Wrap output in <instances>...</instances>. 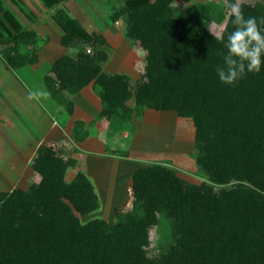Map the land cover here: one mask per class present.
Segmentation results:
<instances>
[{"label": "trees", "instance_id": "1", "mask_svg": "<svg viewBox=\"0 0 264 264\" xmlns=\"http://www.w3.org/2000/svg\"><path fill=\"white\" fill-rule=\"evenodd\" d=\"M170 2L123 8L126 36L146 51L142 78L104 71L107 53L97 47L106 45L104 36L72 17L58 20L60 43L68 45L80 33L97 50L58 56L43 80L54 98L91 82L101 101L99 117L112 131L133 130L132 117L140 119L146 108L190 117L208 182L191 183L174 167L153 162L129 175L130 210L116 211L112 224L99 216L82 221L100 207L92 179L78 169L67 180L75 159L42 142L30 164L39 180L0 190V264H264V67L234 85L219 81L215 66L226 49L202 24L209 9L177 13ZM241 8L245 16L264 17L261 3ZM223 17L220 12L216 18ZM1 20L17 42L0 39L6 68L36 62L45 39ZM233 27L228 15L225 38ZM162 216L174 221L173 240L150 252V232Z\"/></svg>", "mask_w": 264, "mask_h": 264}, {"label": "rangeland", "instance_id": "2", "mask_svg": "<svg viewBox=\"0 0 264 264\" xmlns=\"http://www.w3.org/2000/svg\"><path fill=\"white\" fill-rule=\"evenodd\" d=\"M11 1L19 9L21 8L24 13L28 14L27 10L29 9L26 6L28 0ZM30 1L34 2L33 0ZM39 1L45 9L44 11L41 10L43 12L41 16L35 17L36 19L33 18L38 28V31L35 32L40 36V40L49 38L50 47L48 49L51 61L61 54L75 56L77 51L82 49L88 54H93L97 50L96 46L83 40L78 30L72 27L71 22L68 24L69 29H74L80 38H75L68 45H61L60 38L64 33V29L58 20L60 18L67 20L73 17L88 32L101 33L104 36L106 45L97 46L107 53L106 60L101 62V67L103 65L104 70L110 73L121 72L127 74L133 80L142 78L146 51L137 41H133L126 36L125 9L123 8L144 0ZM4 2L13 8L10 0H0V39L14 46L17 42L13 40L12 32L8 29L6 23L1 20V16L6 17L7 9L3 5ZM240 2L261 3L264 5V0H240ZM176 4L177 7H175ZM170 5L177 13L207 7L209 12L202 20L203 26L212 31H222L226 18L230 13L231 4L229 0H171ZM220 12L224 15L221 20L216 18ZM7 21L12 25L10 20L7 19ZM22 21L25 22L23 18ZM20 46H22L21 43ZM1 48L2 44H0V50ZM47 65V60L42 58L37 65H25L14 72V70L3 67L0 61V110H2L0 114H6L5 117H2L5 121H0V138L6 137L4 141L8 144L6 149V145L0 140V182H3L1 185L2 190H11L15 187L26 188L30 182L38 181L40 178V175L33 169L27 171L24 168L27 159L22 160L20 157H16L14 153L17 155L23 153L19 146L20 135H22V138L34 143L40 137L43 127H45L43 119L39 118L40 121L37 125L34 124L35 122L32 119L35 114L40 113L43 109L44 113H49L47 106L51 101L50 96L48 94L47 96L37 97L30 94L38 90L47 92L42 79L43 73L47 70ZM57 99L65 102L68 95L62 92L61 95L56 97ZM153 114L152 112L148 113L146 120L138 125V133L135 132L134 138H132V135L130 136V133L126 136L127 138L130 136V138H122V132L124 130L128 132V127L124 126L122 129L116 128L113 130L119 133V138H115V141L111 143L113 151L116 153L109 154L110 158L89 159L91 167L99 174L98 185L104 192H101V198L99 197V209L85 216H80L82 221L93 216H99L112 224L117 220L116 211L124 212L132 208L131 186L125 190L124 179H126V176H121L122 180L120 181L122 183L116 181L117 174L124 173L129 169L146 166L153 162H161L174 167L180 177L191 183L208 182L206 174L197 162L198 147L194 137L195 126L192 119L178 116L173 111H163L161 116ZM11 136L14 139L10 138ZM98 139L105 140V138ZM43 141L51 145L56 153L64 159H75L72 155L74 147L65 138H44ZM125 143L128 147L130 145L132 147L129 152L124 150ZM4 152L6 155L3 154ZM124 154L132 157V161L124 159H119L118 162L114 161V158ZM80 168H82L81 162L75 159V163L66 174V179L71 180ZM126 193L129 197L127 202ZM119 202L120 204L115 205ZM115 207L117 208L115 209ZM173 226L174 221L172 219L162 216L159 224L152 227L150 252H155L161 246H166L172 242Z\"/></svg>", "mask_w": 264, "mask_h": 264}, {"label": "crops", "instance_id": "3", "mask_svg": "<svg viewBox=\"0 0 264 264\" xmlns=\"http://www.w3.org/2000/svg\"><path fill=\"white\" fill-rule=\"evenodd\" d=\"M33 1L34 2L28 0L26 2V6L28 7L27 9H29L27 10L28 14L24 13V11H22L21 8L19 9L11 0L10 2L12 3L11 6H13V8H11L8 3L4 2L3 5L7 9L6 17L5 16L4 17L10 20L14 29L16 27H17L16 28L17 30L18 29L27 30V29L32 28L34 31H38L37 25L33 21V18L41 16L43 14L41 10L44 11L45 8L43 7V5L41 4L39 0H33ZM22 18L23 20H25V22L22 21ZM49 42H50L49 38L48 39L46 38L44 43L40 47L39 51L37 52L36 62L25 64V65H37L42 60V58L47 60L48 67H47V70L43 73L42 79H43L44 74L50 73V67L53 64L54 60L58 57V56L54 57L52 61L49 59L50 58V51L48 49L50 47ZM0 61L2 62L3 67L6 68L1 58H0ZM25 65H22L20 67H17L11 70H14L15 72V70H18ZM102 69L104 70V68ZM43 83H44V80H43ZM45 88L51 100L49 106H47L49 113L47 112L44 113L43 111L44 109H43L40 111V113L35 114L34 117L32 116L33 117L32 121H34L35 123L34 122L33 123L36 125L40 121L39 118L43 119L44 121L43 123L45 127H43V131L40 137H38V139L34 143H32L29 140L22 138V135H20L21 138L19 137V146L23 150V153H19V155H17L14 153L13 149H12V152L14 153L16 157H20L22 160L27 159L26 165L24 168L27 171H30L32 170L30 164L32 162L33 157L35 156L36 148L40 143L44 142L43 141L44 138H65L68 142L72 143L74 147V153L72 155L75 157V159L81 162L82 168L80 169L84 171L92 179L96 187V190L98 192V195L101 198V192H104V190H102V188L101 189L99 188V185H98V180H100L98 176L99 174L96 170L93 169V167H91V161L89 159H92V160L107 159V158H110L109 154L116 153L115 151H113L111 143L115 141L114 140L115 138H119V133L114 132L110 129L109 120L107 118L99 117V112L101 110V101L98 95L95 93L91 82L84 85L83 87H81L75 92L64 90L63 93L65 92L68 95V99L65 102H62L59 99L56 100V98L50 95L46 86ZM163 111H167V110H154V109L146 108L144 109V112L140 119H136L133 116L131 120L132 125H133L132 126L133 130L129 129L128 132L124 130L121 134V136L122 135L124 136V137L122 136V138L128 139L130 138L131 135H132V138H134L136 133H138L137 131L138 125L142 124L146 120L148 113L152 112L154 113L153 115L161 116V113ZM5 115L6 114L4 113L3 115L0 114L1 122L5 121L2 118V117H5ZM129 133H130V136L127 138L126 136L129 135ZM10 138L14 139L13 136H11ZM98 138H105V140H100ZM4 139H6V137L0 138V140L3 141L4 145H6V149H7L8 144L4 141ZM126 144L127 143H125L124 150H126V152L127 151L129 152V150H131L132 147L131 145L128 147V145ZM3 154L6 155L5 152ZM119 159L132 161V157H129L127 154L120 155L119 157L114 158V161L118 162L120 161ZM88 160L90 161V163L88 162ZM137 168L138 167L134 169H129L128 171L124 173L117 174L116 181L119 183H122L120 181L122 180V177H123L122 175L126 176V179H124L125 190L126 188L130 187V183H131V179L129 177L130 173ZM2 184L3 182H0V186ZM0 190H2V186L0 187ZM126 199H127L126 202L129 201V197L127 193H126ZM118 204H120V202L115 203V205H118Z\"/></svg>", "mask_w": 264, "mask_h": 264}, {"label": "clouds", "instance_id": "4", "mask_svg": "<svg viewBox=\"0 0 264 264\" xmlns=\"http://www.w3.org/2000/svg\"><path fill=\"white\" fill-rule=\"evenodd\" d=\"M229 16L234 27L226 38L223 31H210L226 49L222 62L215 66L217 78L234 85L247 73H258L264 67V17L245 16L240 0H232ZM30 95L39 97L48 93L38 90Z\"/></svg>", "mask_w": 264, "mask_h": 264}]
</instances>
